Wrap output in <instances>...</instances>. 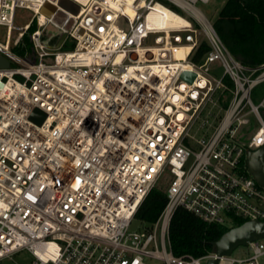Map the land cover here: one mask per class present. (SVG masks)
Wrapping results in <instances>:
<instances>
[{
	"label": "built area",
	"instance_id": "built-area-1",
	"mask_svg": "<svg viewBox=\"0 0 264 264\" xmlns=\"http://www.w3.org/2000/svg\"><path fill=\"white\" fill-rule=\"evenodd\" d=\"M163 1L189 16L178 14L181 27L148 25L158 0H0V25L22 29L15 45L35 24L28 55L11 51L8 33L0 42V263L24 249L25 264H264V238L246 243V257L171 250L178 206L207 223L264 220V186L246 163L264 145V94L251 98L264 63L230 54L197 7L210 0ZM17 7L33 12L24 28L13 24ZM57 10L73 18L69 29L54 21ZM201 35L208 48L193 61ZM161 181L158 217L132 229Z\"/></svg>",
	"mask_w": 264,
	"mask_h": 264
},
{
	"label": "trees",
	"instance_id": "trees-1",
	"mask_svg": "<svg viewBox=\"0 0 264 264\" xmlns=\"http://www.w3.org/2000/svg\"><path fill=\"white\" fill-rule=\"evenodd\" d=\"M212 25L227 50L239 62L248 67L264 63V0H225L212 20ZM49 32L53 33V30L45 29L44 35ZM57 37L55 33L54 38ZM200 41L192 56L193 61H199L208 48L203 36ZM164 182H159L143 199L135 214L137 219L146 224L156 220L167 200ZM244 221L236 219L231 226L207 223L191 211L178 206L168 227L171 250L175 255L205 254L214 250V241L224 231Z\"/></svg>",
	"mask_w": 264,
	"mask_h": 264
},
{
	"label": "rangeland",
	"instance_id": "rangeland-1",
	"mask_svg": "<svg viewBox=\"0 0 264 264\" xmlns=\"http://www.w3.org/2000/svg\"><path fill=\"white\" fill-rule=\"evenodd\" d=\"M161 4L167 6V8L171 9L173 12L185 17L189 18V16L179 10L178 8L170 5L169 3L163 1V0H158ZM225 0H210L207 3L203 2H198L197 7L205 14V16L212 22V20L216 17L218 10L221 8ZM33 19V12L27 8L24 7H17L15 9V14H14V20L13 24L15 26H19L20 28H24V25L28 24L31 22ZM35 28V24L33 25L32 29H26L25 30V36L23 37L22 40L19 41L17 45L14 44V39L18 37V32L21 31L22 29H8L6 25H0V42L4 43L6 40V34H9L10 38V47L11 51L17 55V56H26L28 53L31 52V41L29 38L30 32ZM203 35L200 36L202 38ZM148 43L153 42V35H150L149 38L147 39ZM223 72V69L218 66L214 67L211 71V74L215 77H219ZM262 94H264V83H260L256 85L253 90L251 91V98L254 103H257L259 99L261 98ZM249 119L251 122H253V117L249 115ZM255 124H249V125H243L241 129L238 131V134L243 132L246 129H252ZM225 225L231 226L233 225V222L229 221ZM142 226H146V223L140 221L139 219H133L131 222L130 227L132 229L139 228ZM251 252L249 250V247L247 244L239 245L237 246L231 253L232 256L234 257H246L249 255ZM32 256L27 250H20L17 253L13 254L10 258H5L4 260L1 261L0 264H25L28 263L31 260ZM261 262H264V259H260ZM149 264H159V261L156 260H149Z\"/></svg>",
	"mask_w": 264,
	"mask_h": 264
},
{
	"label": "water",
	"instance_id": "water-1",
	"mask_svg": "<svg viewBox=\"0 0 264 264\" xmlns=\"http://www.w3.org/2000/svg\"><path fill=\"white\" fill-rule=\"evenodd\" d=\"M55 7L50 4H45L42 11L50 16L54 12ZM54 21L61 25L65 19L64 29H69L73 23V18L64 12L55 11ZM7 64V61H2ZM182 76L191 80L194 77L193 72L185 71ZM30 118L38 123H41L45 118V113L40 109L35 108ZM248 171L253 175L255 180L264 186V145H261L256 150H249L246 156ZM253 238H264V220H247L240 225L232 226L224 231L215 241L214 250L216 255H228L239 245L246 244ZM206 264H217L216 258L209 259Z\"/></svg>",
	"mask_w": 264,
	"mask_h": 264
},
{
	"label": "bare ground",
	"instance_id": "bare-ground-1",
	"mask_svg": "<svg viewBox=\"0 0 264 264\" xmlns=\"http://www.w3.org/2000/svg\"><path fill=\"white\" fill-rule=\"evenodd\" d=\"M130 2V0H127ZM126 10L131 12L130 4L125 5ZM41 21L44 20V17H40ZM148 25H153L157 28H167V27H181L182 23H185V19L179 16L177 13L168 9L160 3H155L151 11L147 15ZM187 47H181L173 52L175 57H180L184 55Z\"/></svg>",
	"mask_w": 264,
	"mask_h": 264
}]
</instances>
